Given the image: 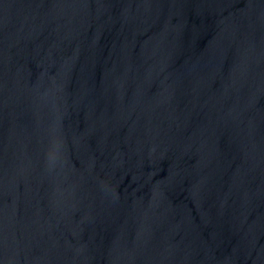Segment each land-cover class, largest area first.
Wrapping results in <instances>:
<instances>
[{
  "label": "water",
  "instance_id": "obj_1",
  "mask_svg": "<svg viewBox=\"0 0 264 264\" xmlns=\"http://www.w3.org/2000/svg\"><path fill=\"white\" fill-rule=\"evenodd\" d=\"M0 264H264V0H0Z\"/></svg>",
  "mask_w": 264,
  "mask_h": 264
}]
</instances>
